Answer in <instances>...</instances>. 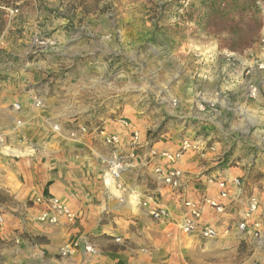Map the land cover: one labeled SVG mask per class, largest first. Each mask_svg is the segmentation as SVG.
Instances as JSON below:
<instances>
[{"label": "rangeland", "instance_id": "1", "mask_svg": "<svg viewBox=\"0 0 264 264\" xmlns=\"http://www.w3.org/2000/svg\"><path fill=\"white\" fill-rule=\"evenodd\" d=\"M258 8L264 15L257 0H0V64L8 71L1 76L13 77L4 84L13 94L43 99L36 107L50 116L58 137L54 140L69 141V135L54 129L63 120L67 129L77 128L97 119L139 115L144 109L159 124L153 132L162 134L169 125L180 124L178 111H190L192 97L221 90L219 108L209 107L224 109L225 123L246 131L252 168L264 153L253 144L264 140V63L257 65L262 71L257 81L246 69L237 82L235 70L264 52ZM91 27L100 31L93 35ZM223 49L235 51L230 60ZM228 63L231 75L222 72ZM208 73L216 78L209 81ZM77 141L93 152L86 141ZM261 174L249 175L247 182L262 197L264 210ZM221 239L198 240L196 251L190 242L163 243L161 249L176 264H244L251 256L246 244H240L236 255L220 246ZM42 242L28 229L0 226V264H44L32 255ZM156 249L145 244L141 253Z\"/></svg>", "mask_w": 264, "mask_h": 264}, {"label": "crops", "instance_id": "2", "mask_svg": "<svg viewBox=\"0 0 264 264\" xmlns=\"http://www.w3.org/2000/svg\"><path fill=\"white\" fill-rule=\"evenodd\" d=\"M257 10L256 17L261 20L259 34L262 36L264 15L259 8ZM91 30L93 35L100 31L98 27ZM150 30L148 29V32ZM256 50L257 48L254 51ZM222 51L226 52V58L229 60L233 56L231 53L235 52L227 49ZM256 57L258 60H255ZM253 58L254 60L247 62L248 67L243 61L237 64L235 70L237 82L246 69L252 74L251 80H259L262 71L258 70L257 65L264 63V52ZM230 71L228 63L222 72L231 75ZM4 72L8 71L0 64V186H2L0 197L2 196L4 201L1 206L7 216L6 227L25 228L44 239V242L36 244L32 253L37 261L45 260L44 264H176L171 256L162 251L163 243L190 242L196 251L200 247L198 240L215 241L202 239L197 234L185 235L173 222L158 224L133 201L131 191H135L139 196L150 193L149 190L159 191L156 184L148 181L151 175L149 170L142 166L151 147L156 150L175 151L180 148L182 136L190 138L196 144V148L188 151L182 159L184 169L195 179L200 176L203 181L191 182L193 196L198 195L197 189L209 188L205 182L209 176L215 178L244 176L247 179L249 175L264 174V153L251 168L252 154L248 149L251 144L245 140L246 131L240 129L237 124L227 125L225 116H222L224 109L216 110L209 107L208 103H211L219 108L218 95L223 92L213 90L203 93V96L197 94L192 97L191 106L194 108L190 106L188 112L178 111L180 124L169 125L168 131H164L155 144L137 148L134 157L129 160L132 162L131 167L123 175V182L129 191L118 192L108 189L103 180L102 157L111 154L110 147L91 136L80 135L79 139L72 141L54 140L58 137L53 134V127L48 123L50 116L47 117L35 106L32 94L20 92L13 94L10 86H4L13 78L1 76ZM205 78L211 81V78L216 77L208 73ZM171 100L174 103L180 102L178 97ZM257 101L261 107L262 96ZM16 102L20 105L19 109L14 108ZM200 102L205 105L200 107ZM146 111L144 109L139 111V115L125 116L132 129L138 131L139 140L143 144L159 125ZM105 122L112 125L111 129L122 131V128L111 123L113 122L111 117H107ZM63 123L64 120L61 123L62 134H66L67 128ZM178 127L179 129H176ZM44 133L45 140L42 137ZM122 134L127 140L126 131H122ZM77 140L86 141V146L93 152L84 150ZM263 141L255 140L253 144L264 148ZM155 164L160 162L156 161ZM166 192L167 190L162 189L157 198L171 207L177 215L179 211L177 204L170 195H166ZM255 193L262 204L260 199L262 197L258 192ZM121 195L126 196L124 202L118 198ZM39 197L63 199L78 212L79 218L72 224L51 225L34 221V201ZM237 209L243 212L241 206H233L230 207L231 214L227 213L221 219L216 217L213 211L208 213L206 219L220 228L227 227L229 220L236 215ZM261 233L259 239L250 231L241 235L233 228L228 234L222 235L218 243L220 246L231 248L232 254L236 255L240 254V244H246L252 253L244 264L264 263L262 239L264 226ZM86 242L93 244L95 254L85 250ZM145 244L155 245L157 249L152 253L142 254L141 246ZM65 245L75 247L74 253L69 257L60 254V249ZM26 255L27 253H22L21 256Z\"/></svg>", "mask_w": 264, "mask_h": 264}, {"label": "built area", "instance_id": "3", "mask_svg": "<svg viewBox=\"0 0 264 264\" xmlns=\"http://www.w3.org/2000/svg\"><path fill=\"white\" fill-rule=\"evenodd\" d=\"M257 4L264 11V0H257ZM264 42V39H263ZM263 68V66H260ZM264 82V76L262 78ZM254 93L257 92L256 88ZM35 106H42L43 99L35 97ZM15 109H19L18 102L14 104ZM106 120V119H105ZM100 121L89 124L82 123L75 128L71 126L65 130L66 135L72 139L82 136H91L104 142L111 149L109 156H103V180L108 189L118 192H127V187L123 182V175L131 167L129 161L134 157V152L140 146H150L155 144L162 134L156 138L152 132L143 144L139 140L138 131L132 129L128 119L121 117L113 121L116 127L126 131L128 139L123 137L122 131L111 129L112 125ZM54 129L63 133L61 125H55ZM196 148V144L188 137L182 136L180 148L175 151L167 149L156 150L149 148L142 166L151 173L148 181L156 184V190H149L150 193L139 196L135 191H131L133 201L156 223L166 224L173 222L177 228L185 235L197 234L202 239L216 240L222 235L228 234L233 228L241 235L253 233L256 238L261 239L262 228L264 226V210L261 202L251 189L247 179L243 176L230 178L206 177L205 182L209 188L197 189L198 195L191 194V182H203L200 176L196 179L185 170L182 159L188 151ZM159 161L160 164H155ZM147 179V178H146ZM167 190L166 195H170L178 207V213L172 210L167 204L162 203L157 195L161 190ZM215 192V193H214ZM125 195L119 196V200L124 202ZM241 206L243 212L237 209L236 215L229 220L227 227H218L209 223L206 216L210 211L221 219L227 213L231 214L230 207ZM33 220L42 224L57 225L62 223H74L78 218V213L69 203L59 197H39L34 201ZM7 223V216L0 204V226ZM264 241V237L262 238ZM87 252L96 253L92 243L86 242L84 246ZM75 247L67 246L61 250V256L69 257L74 253Z\"/></svg>", "mask_w": 264, "mask_h": 264}, {"label": "trees", "instance_id": "4", "mask_svg": "<svg viewBox=\"0 0 264 264\" xmlns=\"http://www.w3.org/2000/svg\"><path fill=\"white\" fill-rule=\"evenodd\" d=\"M154 136L156 137V138H158L159 137V135L156 133V134H154Z\"/></svg>", "mask_w": 264, "mask_h": 264}]
</instances>
